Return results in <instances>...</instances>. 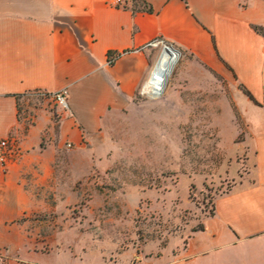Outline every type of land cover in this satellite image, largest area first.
Here are the masks:
<instances>
[{
  "label": "crops",
  "instance_id": "0c3cea01",
  "mask_svg": "<svg viewBox=\"0 0 264 264\" xmlns=\"http://www.w3.org/2000/svg\"><path fill=\"white\" fill-rule=\"evenodd\" d=\"M158 37L244 86L264 109V0H128L123 7L109 0H0V140L12 139L0 166L7 264H91L74 254L68 262L48 258L52 250L35 245L27 255L24 218L53 210L38 188L52 187L61 143L81 146L102 133L113 112L133 104L154 62L144 46ZM114 54L120 56L110 64ZM63 89L67 109L50 97ZM27 95L53 101L55 117L47 107L25 116ZM250 136V173L215 198L203 229L170 256L132 264H264V131Z\"/></svg>",
  "mask_w": 264,
  "mask_h": 264
},
{
  "label": "rangeland",
  "instance_id": "374dc122",
  "mask_svg": "<svg viewBox=\"0 0 264 264\" xmlns=\"http://www.w3.org/2000/svg\"><path fill=\"white\" fill-rule=\"evenodd\" d=\"M174 48L180 56L156 97L142 87L99 136L61 143L52 187L38 188L53 210L24 218L27 255L35 245L62 262L72 254L91 264L170 256L213 214L215 198L250 173V135L264 131V109ZM164 49L149 48L152 68ZM46 98L27 95L25 116L47 107L55 117Z\"/></svg>",
  "mask_w": 264,
  "mask_h": 264
},
{
  "label": "built area",
  "instance_id": "2783aa9c",
  "mask_svg": "<svg viewBox=\"0 0 264 264\" xmlns=\"http://www.w3.org/2000/svg\"><path fill=\"white\" fill-rule=\"evenodd\" d=\"M128 0H109L110 4L115 6V7H123L126 6ZM169 43H167L166 41H164L161 38H155L152 41H150L149 43H147L144 48H155V47H160V46H168ZM120 55L114 54V55H110L109 56V63L112 64L114 63L118 57ZM68 91L66 89L54 92L50 95V97L53 99V101L55 102V104L57 106H60L64 109H67L69 107V103H68ZM11 143H12V139L11 138H4L0 140V166H4L8 155H9V151L11 148ZM68 148L72 147L71 143L67 144ZM0 264H7V259L6 256L0 252Z\"/></svg>",
  "mask_w": 264,
  "mask_h": 264
},
{
  "label": "bare ground",
  "instance_id": "6f19581e",
  "mask_svg": "<svg viewBox=\"0 0 264 264\" xmlns=\"http://www.w3.org/2000/svg\"><path fill=\"white\" fill-rule=\"evenodd\" d=\"M179 56V52L172 48H169V52L166 49L163 50V53L155 62L143 86L149 95L156 97L163 90L168 76Z\"/></svg>",
  "mask_w": 264,
  "mask_h": 264
},
{
  "label": "trees",
  "instance_id": "16d2710c",
  "mask_svg": "<svg viewBox=\"0 0 264 264\" xmlns=\"http://www.w3.org/2000/svg\"><path fill=\"white\" fill-rule=\"evenodd\" d=\"M240 87H241L243 93H244L245 95H247L252 101L255 102V99L253 98V96L251 95V93H250V92H249L244 86H240ZM202 229H203V225L200 226L198 229H196V230H194V231L196 232V231H199V230H202Z\"/></svg>",
  "mask_w": 264,
  "mask_h": 264
},
{
  "label": "water",
  "instance_id": "95a60500",
  "mask_svg": "<svg viewBox=\"0 0 264 264\" xmlns=\"http://www.w3.org/2000/svg\"><path fill=\"white\" fill-rule=\"evenodd\" d=\"M166 50H168V52H169V48H172V49H174V50H176L174 47H172V46H166V47H164ZM177 51V50H176Z\"/></svg>",
  "mask_w": 264,
  "mask_h": 264
}]
</instances>
